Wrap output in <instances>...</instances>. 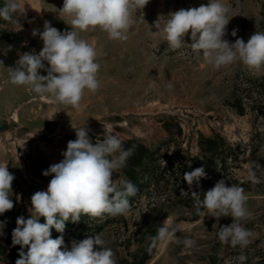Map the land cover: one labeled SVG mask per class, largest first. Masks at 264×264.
<instances>
[{"label":"rangeland","instance_id":"374dc122","mask_svg":"<svg viewBox=\"0 0 264 264\" xmlns=\"http://www.w3.org/2000/svg\"><path fill=\"white\" fill-rule=\"evenodd\" d=\"M21 3L26 15L11 21L0 18V163L15 177L10 193L14 207L0 215L5 224L0 264H15L19 258L20 246L12 245L16 219L30 217L32 194L46 191L52 178L43 171L63 159L68 141L76 139L73 127L84 123L93 142L103 138L107 129L119 135L125 149L135 147L120 175L139 191L129 198L127 215H82L80 222L67 221L63 233L52 229L53 239L63 236L62 250H70L73 240L99 235L113 250L116 264H141L153 248L151 237L170 217L179 228L176 238L158 243L145 264H240L241 252L247 257L244 264L260 261L264 256V74L255 75L240 63L215 70L186 47L173 51L162 35L149 28L158 16L167 18L209 0H149L143 13L134 15L126 40H110L99 28L80 32L98 52L100 87L95 93L85 90L79 109L10 83L7 67H15L20 54L33 49L38 54L43 47L33 29L42 32L49 21L61 32L71 30L70 17L59 10L63 0ZM222 3L230 7L231 18L225 39L247 42L260 32L264 0ZM233 29H238L236 37L231 35ZM185 40L191 42L190 34ZM40 74L47 75L43 70ZM241 83L255 92L242 95ZM239 98L244 115L236 110ZM199 167L206 178L189 188L183 174ZM249 170L259 183L248 178ZM118 177L113 174V179ZM221 179L227 186L242 187L248 196L246 207L253 218L242 224L254 238L243 250L219 241L218 229L213 228L216 219L205 215L204 208L198 211L191 196L195 191L203 199ZM231 223V217L219 220V225ZM185 238L195 245L186 247Z\"/></svg>","mask_w":264,"mask_h":264},{"label":"clouds","instance_id":"9594fccd","mask_svg":"<svg viewBox=\"0 0 264 264\" xmlns=\"http://www.w3.org/2000/svg\"><path fill=\"white\" fill-rule=\"evenodd\" d=\"M148 3L149 0H63L59 10L70 17L71 30L61 32L49 21L44 22L42 32L33 29L32 35H39L43 47L38 54L34 49L20 54L15 67H7L10 83L50 97L53 103L79 109L85 90L95 93L100 87L98 52L79 33L99 28L110 40H126L135 23L134 15L143 13ZM229 11L230 7L222 0H209L207 5L179 9L167 18L158 16L149 28L162 35L173 51L186 47L202 56L215 70L240 63L255 75L264 74V32H254L247 42L242 38L230 42L224 38L231 19ZM17 15H26L21 0H4L0 18L11 21ZM237 31L233 29L231 35L236 37ZM189 34L190 43L185 40ZM11 47L9 45V49ZM0 65H3L2 60ZM41 70L47 75L40 74ZM172 87L168 85L169 89ZM73 128L76 139L68 141L62 152L63 159L42 173L52 177L47 190L32 194L29 218L19 216L16 219L12 245H19L20 251L15 264H116L113 250L104 246L99 235L73 240L70 250L67 247L62 250V235L55 239L51 237L52 229L63 233L67 221L80 222L82 215L91 218L127 215L131 207L129 198L139 191L136 185L120 175L134 154V146L125 149L114 131L105 129L103 138L93 142L89 136L91 129L85 123ZM114 173L119 174L118 179H113ZM201 178H206L203 167L183 174L189 188ZM248 178L259 183L252 170H249ZM14 179L8 167L0 163V215L14 207L10 198ZM191 196L198 211L204 208L207 210L205 215L216 219L213 228L218 229V239L223 245L239 246L243 250L252 242L254 233L242 224L253 218L246 207L248 196L242 187L227 186L221 179L204 193L203 199L195 191ZM222 217H231L232 223L219 225ZM4 226L0 221V235ZM178 231L172 219L167 217L157 234L151 237L152 247L176 238ZM183 243L188 248L195 245L189 238ZM238 260L244 264L247 257L241 252Z\"/></svg>","mask_w":264,"mask_h":264},{"label":"trees","instance_id":"16d2710c","mask_svg":"<svg viewBox=\"0 0 264 264\" xmlns=\"http://www.w3.org/2000/svg\"><path fill=\"white\" fill-rule=\"evenodd\" d=\"M260 32H264V24L261 26V28H260ZM241 85H242V86H245L244 89L242 90V95H243V94H246V96H247V95H249L250 93L255 92L254 90L251 89V87L248 89V87H247L246 85H244L243 83H241ZM237 98H238V97H237ZM243 103H244V102H243V98L236 99V110H237V112H238L240 115H244V114H245V113H244V112H245V107H244V104H243ZM154 248H155V247H153V248L151 249V251L149 252L148 256L146 257V260L143 261L141 264H145V262H146L147 260H149V259L152 257V255H153V251H154ZM255 264H264V256L262 257V259H261L260 261L256 262Z\"/></svg>","mask_w":264,"mask_h":264}]
</instances>
